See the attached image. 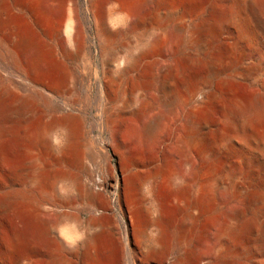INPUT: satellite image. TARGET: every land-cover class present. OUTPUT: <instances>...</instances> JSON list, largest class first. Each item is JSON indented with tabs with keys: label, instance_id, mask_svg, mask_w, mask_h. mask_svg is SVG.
<instances>
[{
	"label": "bare ground",
	"instance_id": "bare-ground-1",
	"mask_svg": "<svg viewBox=\"0 0 264 264\" xmlns=\"http://www.w3.org/2000/svg\"><path fill=\"white\" fill-rule=\"evenodd\" d=\"M78 7L0 0V45L27 81L0 80V216L32 211L0 264H121L114 208L138 264H264V0H87L109 135L96 149L68 64L92 39ZM77 170L96 214L49 213L41 195L65 209L84 194Z\"/></svg>",
	"mask_w": 264,
	"mask_h": 264
},
{
	"label": "rangeland",
	"instance_id": "rangeland-1",
	"mask_svg": "<svg viewBox=\"0 0 264 264\" xmlns=\"http://www.w3.org/2000/svg\"><path fill=\"white\" fill-rule=\"evenodd\" d=\"M10 4L14 5L16 0H6ZM79 10V15L81 16L83 23L89 26V31L91 35V41L87 43L82 51V54L79 57L74 58L69 61V66L72 67L77 76V93H76V107L80 109V114L83 116L84 120V129L86 133V141L90 143L92 147L96 149V139L102 140V143H107L109 135L105 132H102L100 129V123L104 116V102L101 95V85L99 76H102L103 73V60L104 58L101 55V47L99 41L96 40L94 36V29L91 27V22L89 14L86 12L87 0H76ZM16 9V8H15ZM14 9V10H15ZM18 12V11H16ZM20 15L19 13H17ZM88 14V15H87ZM89 23V24H88ZM93 30V31H92ZM263 47V44H259ZM0 80L4 84H15L17 86L27 85V81L24 77L21 76L11 65L10 59L6 51L0 45ZM25 80V81H24ZM15 82V83H14ZM39 90L44 93L46 96L50 97L54 101L64 105L70 93L68 91L64 96L56 97L41 87H38ZM15 93H20L19 88H13ZM48 93V94H47ZM55 97V98H54ZM7 102H10L8 97ZM103 114V115H102ZM11 122H14L13 119H9ZM11 141V139H10ZM34 153V152H33ZM112 154V150L110 151ZM32 153L29 155L21 153L19 155V163L27 167L29 166ZM113 162H116V157L113 156ZM88 164V162H86ZM78 177V184L81 189H84V194L79 196L77 191L73 190L72 194L74 196V203L69 207L62 209L58 207V203L55 200L56 194H43L40 196L46 208H49V213L51 214H60L62 212H72L80 215L82 220L88 219L91 215L96 214L94 210H91L88 206L86 200V189L92 187V183L89 182L87 172L85 170L75 171ZM5 172L1 171V175H4ZM2 193V187H0V194ZM106 196H110L108 200H111V203L115 204L114 189L110 187ZM47 202V203H46ZM113 204V206H114ZM113 212L115 213V218L119 226V237H120V246H121V264H138V261L143 259V254L141 250L131 243L128 244L127 241V224L122 222L121 216L118 213L117 209L114 208ZM32 216V211L26 204L16 205L15 208L8 214H2L0 216V245L4 241V238L12 230L22 227L28 224ZM20 217V218H19ZM52 229H57L56 225L52 221L50 222ZM2 238V239H1ZM44 252V250H43ZM175 252V249L172 248V253ZM23 263V262H22ZM21 262L16 263L14 259H7L4 264H22ZM38 264V263H37ZM80 264V260L78 261Z\"/></svg>",
	"mask_w": 264,
	"mask_h": 264
}]
</instances>
